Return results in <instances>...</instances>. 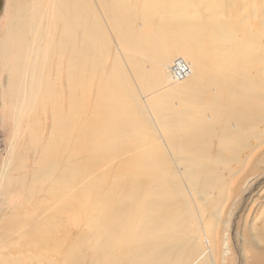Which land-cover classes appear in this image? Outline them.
<instances>
[{"label": "bare ground", "instance_id": "1", "mask_svg": "<svg viewBox=\"0 0 264 264\" xmlns=\"http://www.w3.org/2000/svg\"><path fill=\"white\" fill-rule=\"evenodd\" d=\"M135 1H6L1 247L52 264H217L220 207L264 162V38H238L220 1ZM80 158L91 171L76 182Z\"/></svg>", "mask_w": 264, "mask_h": 264}, {"label": "rangeland", "instance_id": "2", "mask_svg": "<svg viewBox=\"0 0 264 264\" xmlns=\"http://www.w3.org/2000/svg\"><path fill=\"white\" fill-rule=\"evenodd\" d=\"M6 1L7 0H0V21L4 14L3 12ZM215 1H220L222 8L219 15L220 17H222L226 25L232 28L238 38H241L243 36L247 38L251 37L255 40L264 38V29L259 28L258 24V21H264V15L259 12V9L264 7V0ZM132 2L134 4L136 3L135 0H132ZM114 3L116 4L117 8L120 9L122 2L117 1ZM108 5L109 9L114 10L112 8L114 4H110L108 2ZM255 7L256 10L254 9ZM201 9L203 10V8ZM188 13L194 15L195 13H198V10L189 9ZM197 17L202 24L205 19L204 14ZM84 20H86V18H84ZM91 21L92 20L90 18L87 19L88 23H91ZM247 25L249 27H247ZM254 26L258 29H255ZM207 49H209V47H207L206 50ZM117 53L120 57L132 55L129 53L128 48L125 46H119L117 49ZM99 70L100 69H97L96 73H98ZM91 71L92 70L90 68L87 70V76H90ZM253 71H251V73H253ZM255 75L256 73H253L252 77H255ZM92 79H94V89L90 96L91 106L95 98V88L97 81L99 80V75L96 74L91 78V80ZM83 100L84 95L80 94L79 91L76 90V113L78 112V117L80 114L79 110L81 102ZM90 110L91 108L88 109L86 115L81 119H76L78 120L76 121V126H78L79 123H82L83 121L86 122L90 115ZM10 127L11 126H9V121L7 119L0 118V157L4 155L5 145H7V136L9 134ZM79 141V139L78 141H76V147L79 144ZM247 143L248 141L245 138V147ZM262 144L264 146V142L261 143V145ZM261 154L262 152L256 156L252 163L253 166L257 165L255 172L250 174V167H247L245 171L248 172L244 174L246 179L244 183L239 186L238 192L235 188H233L231 191V193L233 194H231L230 196L231 199H228L226 203L224 201V203L221 205L222 207H220L222 210V218L221 221L218 222L217 226V242L219 251L214 256L217 264H252L256 261L264 263V162H257V159L258 161L262 159L263 155L261 156ZM230 156V153L223 154L222 160L227 161ZM235 158H237V160L240 159L239 155H234V160ZM80 160H82V158L76 159V182L83 175L88 176L89 172L91 171V167L89 166V164L81 163ZM256 162L257 164H255ZM229 167L230 169L235 168L234 165H230ZM223 169L224 163L219 165V173H224ZM105 178L106 175H99L96 177V179H101L103 181L105 180ZM250 178L252 179L250 183H246ZM106 181L110 182L111 179H106ZM226 182L229 183L228 176ZM239 194H241V196L238 199L239 202H237L236 198L237 196H239ZM212 195L214 197H217L218 193L216 191H213ZM227 196L228 194L226 193V195H224V198H227ZM212 209L213 208L208 207V211H211ZM5 212V209L3 207H0V222ZM225 235H227V245L226 248L223 249V243L225 245ZM19 244L17 248L19 247ZM6 245L10 246V242L7 241ZM203 247L206 248V251H208V246L205 238H203ZM53 259L54 257L51 254H47V259L42 260V254H20L17 253V251H15L14 253L11 247H1L0 240V264H52ZM69 260L70 259H68V261Z\"/></svg>", "mask_w": 264, "mask_h": 264}, {"label": "built area", "instance_id": "3", "mask_svg": "<svg viewBox=\"0 0 264 264\" xmlns=\"http://www.w3.org/2000/svg\"><path fill=\"white\" fill-rule=\"evenodd\" d=\"M176 67H177V64H176V66L174 68H176Z\"/></svg>", "mask_w": 264, "mask_h": 264}]
</instances>
